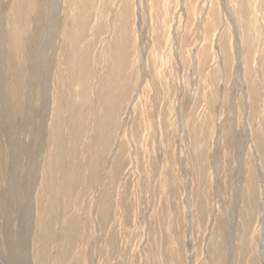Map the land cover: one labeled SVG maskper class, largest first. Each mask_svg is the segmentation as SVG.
I'll return each mask as SVG.
<instances>
[{"label": "rangeland", "instance_id": "obj_1", "mask_svg": "<svg viewBox=\"0 0 264 264\" xmlns=\"http://www.w3.org/2000/svg\"><path fill=\"white\" fill-rule=\"evenodd\" d=\"M263 209L264 0H0V264H264Z\"/></svg>", "mask_w": 264, "mask_h": 264}, {"label": "bare ground", "instance_id": "obj_2", "mask_svg": "<svg viewBox=\"0 0 264 264\" xmlns=\"http://www.w3.org/2000/svg\"><path fill=\"white\" fill-rule=\"evenodd\" d=\"M263 224H264V209H263ZM261 255H262V258H263V260H264V239H262V241H261Z\"/></svg>", "mask_w": 264, "mask_h": 264}]
</instances>
